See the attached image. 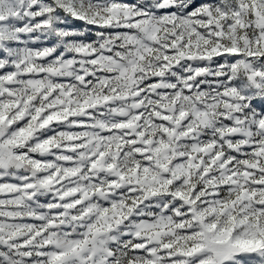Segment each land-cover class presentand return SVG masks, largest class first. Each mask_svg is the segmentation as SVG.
Listing matches in <instances>:
<instances>
[{
    "label": "snow or ice",
    "instance_id": "6c2138e0",
    "mask_svg": "<svg viewBox=\"0 0 264 264\" xmlns=\"http://www.w3.org/2000/svg\"><path fill=\"white\" fill-rule=\"evenodd\" d=\"M0 264H264V0H0Z\"/></svg>",
    "mask_w": 264,
    "mask_h": 264
}]
</instances>
